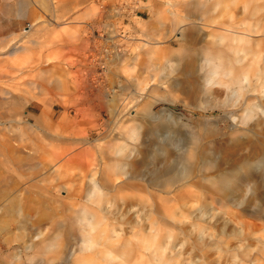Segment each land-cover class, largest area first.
<instances>
[{"label":"rangeland","instance_id":"obj_1","mask_svg":"<svg viewBox=\"0 0 264 264\" xmlns=\"http://www.w3.org/2000/svg\"><path fill=\"white\" fill-rule=\"evenodd\" d=\"M194 1L62 0L55 15L44 11L31 29L29 19L18 17L16 0H0V264H78L87 259L90 254L81 251L71 257L77 249L74 241L86 235L84 224L75 219L79 214L93 219L94 235L103 232L111 243L128 241L136 248L134 234L141 229L138 223L148 207L156 240L167 236L165 247L155 248L150 261L140 249L138 255H129L128 264H241L244 256L246 264H264L257 261L264 254V221L252 215L264 205V175L259 173L253 172L257 177L251 185L261 181V189L238 193L239 200L251 201L249 208L228 203L226 195L207 194L199 180L179 182L167 195L156 190L153 196L117 191L87 197L91 181H99L104 171L116 184L125 180L110 171L116 150L124 144L116 139L118 135L130 149L140 148V160L147 165L155 168L169 161L171 172L195 144L230 170L229 158L241 161L252 155L241 143L264 139V124L249 136L228 128L230 120L239 123L253 106L245 103L250 95L264 97V88L253 92L257 80L264 78V73L256 76L264 70V0H196L201 5L208 2L207 14L196 12ZM65 5L73 7L66 14ZM190 14H201L203 34H224L226 46L232 40H245L235 46L245 48L249 52L245 62L253 63L251 92H242L233 107L226 105L224 87L205 88L198 74L176 70L172 50H188L197 66L195 59L211 48L212 40L202 42L198 32H173ZM8 22L10 26L3 28ZM13 49L21 51L9 54ZM146 102L149 111L168 110L172 116L146 118L149 123L135 136L137 123L120 126L118 116L124 111L142 112ZM33 107L41 110L34 121L26 113ZM97 140H102L100 147ZM83 149L90 150L86 159L90 166L81 158L70 162ZM104 156L109 159L99 164L97 175L93 170ZM124 196H136L137 202L126 206ZM166 197L170 203L164 201ZM223 200L227 205L219 204ZM13 203L17 211L22 207L29 215L22 222L27 231L3 212ZM60 223L71 226V232L65 227L64 237L55 241L58 248L45 255L43 247L52 242ZM180 228L189 235L180 233ZM242 229L252 231L255 240L244 239L239 234ZM213 238L229 239L230 255L221 257L219 249L210 245ZM33 243L39 245L28 252ZM205 246L213 251L207 260L197 252ZM121 262L99 259V264Z\"/></svg>","mask_w":264,"mask_h":264},{"label":"bare ground","instance_id":"obj_2","mask_svg":"<svg viewBox=\"0 0 264 264\" xmlns=\"http://www.w3.org/2000/svg\"><path fill=\"white\" fill-rule=\"evenodd\" d=\"M16 1H17V5L15 7L18 17L22 19L23 18L29 19L31 21V29H33L36 26V24L40 20V15L41 14L43 15L44 11H49L53 15H55L59 10V7L57 6L58 3L62 2V0H16ZM31 3H35L36 7L34 6L31 7L30 6ZM206 3L201 5L198 1L195 0L193 2V9L196 12H202V11L204 12L207 8ZM72 8L73 7L65 5V9L63 10L66 14L69 11H71ZM200 15L190 14L186 16L183 21L179 22L178 27L174 29L173 32L177 33L178 31H182V30L184 31V29L190 33L198 32V39L201 40L202 42H207L206 38L208 37L212 40L211 48L210 50L207 49L206 51H203V54L195 59L198 63L197 66H195L196 64L194 65V63L192 62V59L193 57H195V55H193L188 50L186 49H177V50L175 49V51L172 50L171 55H174L176 57V62H177L176 70L182 74H186L187 72H189V75L198 74L197 76L199 78V81H201L204 84L205 88L209 87L212 84L224 87L226 89V93L228 96L226 105H231L233 107L235 106L236 101H238L241 98L242 92L247 91V93L249 92V94L251 92L248 90H250L249 88L251 86L250 74L252 73L253 63L247 64L245 62L249 55V52L245 48L240 49L235 46V43H237L238 41H245V40L244 38H240L238 39V41L232 40L233 43L228 44V46H226L224 45V43L227 41V37L224 34L223 35H221V33H216L213 35L203 34L200 31L201 29L200 25H203L202 24L203 19L200 17ZM6 24L3 26V28L5 29H7L8 26H10V22H8L7 25ZM18 24L21 25L20 22ZM25 29H21L20 31ZM19 51H21V49H13L8 51V53L17 54ZM263 73L264 70H261L256 76H261ZM257 84L258 86L256 87V89L253 90L254 93L257 92L258 88L259 89L264 88V78L263 79L259 78L257 80ZM43 89L46 90V88ZM138 99L139 98L136 97L134 101H138ZM249 102L253 103V106L247 111H244V116L239 123L230 120L228 128L232 130L233 134L242 133L246 136H249L253 131L252 129H257L264 124V97L260 98L257 95H250L245 102L246 105H248ZM143 106L144 107L142 109V112H135L134 114H132L129 113L128 111H124L118 116V119L120 121L119 123L120 126L127 125L130 122L137 123L136 129H134L135 136L140 134V131L143 129L144 124L149 123L146 120V118L147 119L159 118L160 116L165 114L172 116V113L169 112L168 110H163L160 114H155L152 110L149 111L148 109L149 102H146ZM116 139L118 141H124V144L121 145L116 150L115 163L114 166L111 167L110 171L119 172V176H124L125 180L123 182H119L116 184L115 181L112 180L111 174L110 173L107 174L105 173L106 171H104L99 181L98 179L97 181L95 179L91 181L92 182L91 185L92 184L93 185L88 191L87 197H93L97 194V192H99L102 196H104V195H110V193H114L117 191L118 192L143 191L146 192L149 196H153L154 195L153 193L156 190L160 194L167 195L169 194L168 191L171 190V188H173L179 182H185V181L192 182L199 180L200 183L204 185L207 190H209L206 192L207 194H211L212 192H215L220 195H226L227 197H229L228 203H232L235 206H243V207L245 206L246 208H249L248 205H250L251 201L239 200L238 193L244 192V190L255 193L256 189H261L262 187L261 186L262 183L260 184L261 181L253 182L252 185L251 182L254 181V179L257 177L256 175L253 174V172L257 174L259 173L260 175H264V139L263 138H260L259 140L256 139L255 141L250 140L241 143V145L243 146L245 145L247 147L245 149H248L252 155L249 158H246L241 161H239L238 159H232L233 157L229 158L231 159L230 162L233 161L232 162L233 166L230 170L228 169L224 170L223 162L219 163L217 161H213L212 159L209 158L203 146L195 144V146L189 150L188 155L183 160L178 162L179 163L178 168L173 170L172 172L170 171L169 161L168 163L164 162L163 165L160 167L152 168L150 164L147 165L145 163V160L142 159L140 160V156H141L140 148L134 146V148L130 149L129 144H127V141L125 138H123V136L118 135ZM96 143L99 144L100 147L102 144V140H97ZM83 145H86V143L84 142ZM88 154H90V150L83 149V151L81 152V154H79V156H74L70 158V162H73L81 158L82 161L88 163V166H90V163L86 162L87 161L86 159L88 158L87 156ZM161 154L163 155V157L166 156L165 155L166 153L165 154L160 153V155ZM107 159L109 158H107V156H104L100 159V161H98V164L96 166L95 164H93V166L96 167V169L93 171L94 172L96 171L97 175L99 168H101L99 164L100 163L104 164V161ZM140 167H143L142 171H139ZM247 177H250L251 180L247 181ZM241 181L244 183V185H241L242 183ZM123 200H124V204H126V206H129L137 202V197L124 196ZM164 201L166 203L171 202V200H169L167 197L164 198ZM219 204L222 206H225V204L227 205L225 200L219 201ZM16 206H17L16 203H13V205L10 206L7 205V207L5 208L6 210L4 209L3 212H5L9 216V218L14 217L16 218V220L18 219L19 222L17 223V225L21 226L22 229L25 228V230L27 231L28 228L23 227L22 222H24L23 220H26L29 215L26 214V210L23 209L22 207L18 208L17 211ZM149 215H150V209L148 207L146 216H144V218L140 217L141 220L138 223L141 229L136 234H134L135 239L137 240V243L139 245L138 247L136 246V248L133 244L131 245V243L128 241H119V245L113 242L111 243L110 241H108L110 237L104 236L103 232H100L98 236L94 235L93 233L96 232L97 225L94 224L93 219L87 218L86 214L76 215L75 218L76 221L83 223L84 226L86 227V235L83 234L82 237L79 236L80 239L74 241L75 246L74 244L72 245L77 249L71 252V257L75 256V254L78 251H81L82 253H89L90 255L87 256V259L83 258L82 261L80 260L78 264H99V259L110 260V261H113L114 259L122 260L120 264H128L129 255L133 254V256H136L138 255L139 250L141 249L145 251L144 256L148 257L149 259L148 261H150V258L153 256L155 248L156 249L158 248V250L156 251H160L159 248L163 250L166 244L165 240L167 239V236L161 238L160 240L162 241H158V239L156 240L157 234L154 236V233H156V224L151 220V218H147ZM252 215L258 218V220L260 219L261 221H264V205L262 204V206H258L253 211ZM5 221L7 220L5 219ZM135 223H137V221L132 222L131 225H134ZM226 225L228 226L229 223H227ZM227 226H225L224 228H226ZM65 227L66 226L62 225L61 223L58 224L52 242L43 247V251L45 255L50 254L51 252H53L58 248L57 244H55V241H57L61 237H64L62 235H63V231L65 230ZM71 228L72 227L69 226L66 229L69 230L68 233L71 232ZM132 229L134 230L135 228L133 227ZM180 233L189 235V233L184 228L183 229L180 228ZM239 234L249 242L252 239L255 240V238H253L254 234L252 233V231L250 232L247 231L246 229H242L241 231H239ZM237 235H238V231H237ZM262 237H264V235L261 236V238ZM261 238H259V240H261ZM212 240L214 241H212L210 245H215L214 247H217L219 249L217 251L220 253L221 257L222 256L226 257L227 255H230L231 242L229 241V239L216 240L215 238H213ZM38 245L39 244L33 243L32 245L27 246L28 252H34L35 249L38 247ZM117 246L120 247L118 248ZM207 247L205 246L201 249H197V252L200 253L203 260H207L209 255H211V253L213 252L212 250H208ZM259 260L264 261V254L259 256L257 261ZM241 261L242 262L239 263L246 264L247 259L245 258V256L244 258H241ZM225 262L227 264V261ZM213 263L214 262L212 261L208 263L202 262V264H213ZM37 264H42V263L39 262ZM58 264H63V263L58 262ZM220 264H222V262H220Z\"/></svg>","mask_w":264,"mask_h":264},{"label":"crops","instance_id":"obj_3","mask_svg":"<svg viewBox=\"0 0 264 264\" xmlns=\"http://www.w3.org/2000/svg\"><path fill=\"white\" fill-rule=\"evenodd\" d=\"M26 113L28 115H30V120L34 121V116H38L41 113V110H39L36 107L33 108H28V110L26 111Z\"/></svg>","mask_w":264,"mask_h":264}]
</instances>
